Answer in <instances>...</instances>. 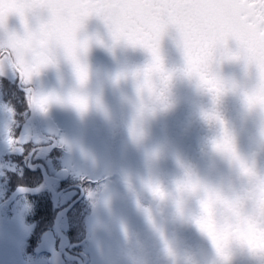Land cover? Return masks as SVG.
<instances>
[{
    "label": "flooded vegetation",
    "instance_id": "flooded-vegetation-1",
    "mask_svg": "<svg viewBox=\"0 0 264 264\" xmlns=\"http://www.w3.org/2000/svg\"><path fill=\"white\" fill-rule=\"evenodd\" d=\"M93 17L98 19L96 36L88 26ZM85 34H82L83 39H87L92 46L87 52L88 57L96 62L99 73L96 77L98 93L95 98L100 107L92 115L96 117L91 120L94 133L97 130L101 132L96 143L101 144L105 140L108 143L119 142L125 132H131L133 120L137 119L140 98L137 94V78L133 73L143 69L152 60V54L142 46L116 40L104 19L97 15L88 17ZM228 47L236 51L238 45L235 40H230ZM159 53L164 68L171 72V78L164 85L166 103L149 101L154 110L146 111L137 120L142 130L140 141L132 135L126 151L131 157L130 169L135 170L138 164L145 163L150 153L142 137H151L152 133L148 136V132L153 125L162 135V140L163 131H168L173 149L177 150L176 159L179 163L170 191L173 201L164 205L163 216L156 213L155 218L148 219L150 217L145 215V211L151 208V198L139 196L138 199L141 190L139 193L133 192L137 213L146 218L125 221L128 224L122 226L130 228L131 234L132 231L137 234L131 246L126 242L127 231L119 229L118 220L113 222V228H116L114 233L117 234V239L112 241L116 250L114 264H264V252L254 251L238 243L232 244L227 260L217 254L210 238L194 219L200 213L199 194H184L183 214L177 210L175 202L179 195L177 181L184 179L189 172L203 183L228 192L242 191L248 186L249 180L241 175L238 166L228 155L213 147V140L221 135L222 125L215 119H206V111L216 110L219 113L234 139L237 152L254 163L257 173L264 175V110L259 106L249 108L244 98L245 91L252 89L258 82V73L243 58L229 59L217 52L211 71L221 77L228 87L218 98H214L213 93L200 83L198 76L185 72L186 60L181 38L174 27L162 34ZM119 73L126 75L117 79ZM48 80L39 85V76L34 73L25 83L18 75H14L11 66L6 68L4 74H0V83L5 90V95L0 97V264H28L32 251L34 254L39 253L38 237L32 234L37 224L35 218L40 202L46 200L48 195L53 203L41 170L35 167L41 161L39 147L50 145L52 141L44 137L40 139L37 124L31 120L30 99L32 94L40 96L39 87L44 89ZM145 97L147 99V94ZM35 108L39 119L42 108L38 105ZM9 129L13 135L27 139L23 151L9 143ZM44 154L43 157L49 156L53 151ZM47 171L57 180L54 189H65L59 200V209H63L78 197V192L74 184L65 182L58 173L50 171L48 167ZM110 177L122 179L120 171H115ZM104 179L105 176L92 178L87 173L83 175V201H88L89 192L100 186ZM132 180H136L141 189L147 182L144 176L140 177V173H134ZM57 211L53 213L54 219ZM68 216L62 218L63 228L72 224ZM76 221L73 223L76 224ZM145 228H151L148 235H144ZM101 233L104 234V231ZM165 240L175 255L168 253ZM53 244L52 241L49 261L51 264H61L56 258ZM84 263L87 264L85 259Z\"/></svg>",
    "mask_w": 264,
    "mask_h": 264
},
{
    "label": "snow or ice",
    "instance_id": "snow-or-ice-1",
    "mask_svg": "<svg viewBox=\"0 0 264 264\" xmlns=\"http://www.w3.org/2000/svg\"><path fill=\"white\" fill-rule=\"evenodd\" d=\"M30 14L39 17L35 28L29 26ZM12 15L20 17L25 31L23 34L7 31L6 38L0 40V74L11 66L25 83L42 66L53 63L60 49L72 60L80 81L86 80L87 68L80 62L79 50L86 48L88 41L79 40L77 33L92 15L104 19L116 40L142 46L152 54V60L133 73L140 98L137 119L130 128L134 138L142 134L138 118L154 110L149 101L166 103L164 85L171 78V72L164 68L159 42L162 34L172 27L180 34L185 72L198 76L214 98L228 87L211 71L217 52L229 59L243 58L247 65L254 67L258 82L245 91L244 98L249 108L259 106L264 110V0H0V27L6 28ZM230 40L236 41V51L228 47ZM123 75L126 73H119L117 79ZM30 99L46 110L50 100L61 98L48 95ZM68 100L81 110L89 104L87 96L77 93L71 94ZM204 115L222 125L221 135L213 140V147L228 155L249 183L242 191L226 192L203 183L189 172L176 184L177 210L183 214L185 193L199 194L200 213L194 218L195 222L223 260L228 259L234 242L264 252V206L258 199V194L264 195V175L257 173L254 163L237 152L219 113L210 110ZM8 139L18 150H24L25 137L13 135L9 129ZM149 187L162 199L169 195L159 184L150 181ZM165 247L170 255H175L166 240Z\"/></svg>",
    "mask_w": 264,
    "mask_h": 264
},
{
    "label": "rangeland",
    "instance_id": "rangeland-1",
    "mask_svg": "<svg viewBox=\"0 0 264 264\" xmlns=\"http://www.w3.org/2000/svg\"><path fill=\"white\" fill-rule=\"evenodd\" d=\"M87 19L78 30L77 38L79 40H84L83 35L86 36ZM28 23L30 27L35 28L39 23V17L36 14H30ZM7 31H15L20 34L24 33L25 26L20 17L16 15L10 16L6 28L0 27V40L6 38ZM91 47V43L88 42L86 48L79 50L80 62L86 66L88 73L84 82L80 81L72 60L67 57L62 49L57 51L53 63L44 65L35 72V74L39 76V85L47 83L49 79L44 89L39 87L40 96L55 95L61 98L59 100H50L46 105V110L42 109L39 113L40 120H38L41 132L45 135L44 138L51 141L52 138H57L59 143L58 147L53 150V154L49 155L51 159L48 155L43 157L46 155L44 154L46 152L41 150V148L46 146L41 145L39 147L40 164H42L46 170L48 167L50 171H54L56 174L58 173L60 177L64 178L65 182L67 181L74 184L73 186L78 192V194L76 193L78 196L82 192L81 179L85 173L89 174L92 178L105 176L101 185H97L98 187L90 191L92 195H89L88 201L86 202L82 199L81 202L69 212V219H71L72 224L67 227L75 226L73 223L74 220L81 218V215H85V223L88 225L89 233L87 234V240L84 244V250L90 256L88 264H114L113 257L116 254V250L114 249L115 244L112 245V241L117 239V234L114 233L116 228H113V222L118 220L119 224L117 225H119V229L127 231L126 242L130 245L135 240L137 234L134 231H132L131 234L130 228L122 226L128 224L125 221L145 220L144 218H146L143 215H139L134 206L135 196L133 192L139 193V190H141V193L138 194V199L139 196L145 199L151 198V200H149L152 204L151 208L148 207L149 209L145 211V215H149L150 217L148 219L155 218L156 213H160V215L163 216L164 205H169L173 201L170 196V191L173 189L171 186L175 181V173L178 171L179 163L176 159L177 150L173 149L174 146L170 140L168 131H163L162 140V135L158 134L153 124L151 131L148 132V136L152 133L151 137H142V139H145L144 145L150 150L149 156L146 157L145 163L138 164L135 170L133 168L130 169L132 166L129 161L131 157L126 151L132 137L131 132H125L123 137L119 139V142L108 143L107 140H105L101 144L96 143L97 141L91 120L96 117V115H92L97 113L100 107L98 104L99 101L97 102L95 98L98 93L96 77L98 78L99 73L97 71L96 62L89 58L87 54ZM110 72L112 73V71ZM13 73L17 75L14 70ZM73 93L88 97L89 104L86 109L81 110L68 100V97ZM31 96H33V94ZM153 123L155 122L153 121ZM156 133L159 136H156ZM39 135L41 139L42 136L40 133ZM137 141H140V137L137 138ZM52 144L53 141L50 145ZM115 171H120L122 181L110 177ZM134 173H140V177L144 176L146 179L147 182L142 189L140 185H137L136 180H132V175ZM137 178L138 176H136L135 179ZM42 179H40L41 182ZM150 181L159 184L169 195L163 199L157 195L155 196L149 187ZM55 191L60 192L62 190ZM44 197L46 199V195H44ZM44 202H47V199L46 201L44 200ZM51 205H53V203ZM152 206H156V208H152ZM55 210H58V213L62 209L55 208ZM61 227L66 234L62 226V220ZM150 230L151 228H145L144 235H148ZM102 231H104V234L101 233ZM56 234V230H47L43 232L40 238L43 243L41 247L50 248V243H52V241L54 242L53 246L59 244V236L57 234L58 238H56ZM131 235L132 240L130 239ZM54 247L56 248V246ZM70 247L71 246L67 248L70 254L79 256L83 259V257L75 253L72 248L69 250ZM61 252L65 254L62 250ZM63 254H57L56 257L60 262L63 261L61 264L65 263V259L62 258ZM33 264L39 263L34 262Z\"/></svg>",
    "mask_w": 264,
    "mask_h": 264
},
{
    "label": "trees",
    "instance_id": "trees-1",
    "mask_svg": "<svg viewBox=\"0 0 264 264\" xmlns=\"http://www.w3.org/2000/svg\"><path fill=\"white\" fill-rule=\"evenodd\" d=\"M3 84L0 83V97L5 95V90L3 88ZM46 201V200H45ZM44 202V201H43ZM42 201L40 202L39 210L37 212V224L34 227V233L33 235H36L38 237V242H37V247L39 249L38 254H34L32 251V257L29 259L28 264H33L34 262H38L39 264H51L49 259L51 258L52 254L50 252L51 250V243H50V248H43L42 246V239H40L42 236L41 234L43 232H46L47 230L52 231L55 230L54 228V216L53 213L56 211L53 209V206L51 205V200L48 195L47 197V202L43 203ZM46 205V207H45ZM85 214V212H84ZM89 214V213H88ZM29 214V218H30ZM69 217V216H68ZM68 237L71 239V247L72 250L75 253L80 254L83 259H85L86 263L90 261V256L88 253L85 252L84 244L87 240V234L88 232V225L85 223V219L81 215V218L77 219L75 226L73 227H66L63 228ZM56 238H58L56 234ZM40 239V240H39ZM40 242V243H39ZM41 244V245H40ZM56 246L55 250V255L60 254V251L58 249V244L54 245ZM62 258L65 259V263L63 264H76L75 262L69 261L64 255H62ZM61 258V259H62ZM88 260V261H87ZM63 262V261H61Z\"/></svg>",
    "mask_w": 264,
    "mask_h": 264
},
{
    "label": "water",
    "instance_id": "water-1",
    "mask_svg": "<svg viewBox=\"0 0 264 264\" xmlns=\"http://www.w3.org/2000/svg\"><path fill=\"white\" fill-rule=\"evenodd\" d=\"M89 29L95 34L97 33V29H98V19L97 18H91L89 20ZM31 120L32 122L37 124V129L38 132L41 134L42 137H45V135L42 134L41 132V127H40V123L38 120V116H37V112H36V108L35 105L31 102ZM100 135L101 132L99 130H97L95 132V138L97 140L100 139ZM53 144L50 146H46V147H42L41 150L45 151L46 153H50L53 150H55L58 147V140L56 138H52ZM35 167H38L41 169V173L43 176V181L48 189V191L51 193L52 195V202L55 208H59L60 204H59V200L61 195L63 194V190L60 192H56L53 188L54 183L57 181L55 178H53L52 176H50L47 173L46 168L42 165L39 164ZM84 197V191L81 192V194L73 201L71 202L68 206H66L64 209L60 210L57 214H56V218H55V230L59 236V244L58 247L59 249H61L65 254V257L71 261H75L77 262V264H85L83 259L79 256L70 254L67 251V248L70 246V238L67 236V234H65L62 230L61 227V220L62 218H64L65 216H67L69 214V212L83 199Z\"/></svg>",
    "mask_w": 264,
    "mask_h": 264
},
{
    "label": "clouds",
    "instance_id": "clouds-1",
    "mask_svg": "<svg viewBox=\"0 0 264 264\" xmlns=\"http://www.w3.org/2000/svg\"><path fill=\"white\" fill-rule=\"evenodd\" d=\"M226 192H228V191H226ZM94 194V193H93ZM258 199L260 200V203H261V206H264V195H262V194H258ZM243 203V202H242ZM234 243H236V242H234ZM238 244H240V243H238ZM240 245H243V244H240ZM232 246V245H231ZM230 252H231V249H230Z\"/></svg>",
    "mask_w": 264,
    "mask_h": 264
}]
</instances>
